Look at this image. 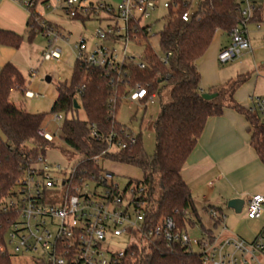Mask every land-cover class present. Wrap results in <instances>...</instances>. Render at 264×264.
<instances>
[{
    "label": "trees",
    "instance_id": "16d2710c",
    "mask_svg": "<svg viewBox=\"0 0 264 264\" xmlns=\"http://www.w3.org/2000/svg\"><path fill=\"white\" fill-rule=\"evenodd\" d=\"M191 2L168 0L164 26L156 34L161 56L156 55L148 44L150 26L140 28L132 23L130 36L139 37L136 43H143L144 47L140 60L143 69L128 62L117 71L92 68L77 59L70 85L57 87L51 114L62 117L59 140L78 157L74 164L77 177H84V172L99 176L101 169L94 162L96 157L100 162L137 169L141 173L137 182L147 189L154 222L169 218L181 232L188 233V228L198 227L203 235L212 237L214 234L203 226L190 189L182 179V168L207 121L220 116L225 109H232L245 117L251 133L250 146L264 164V120L258 112L242 108L233 99L247 76L228 80L206 93L200 88L197 61L217 33L231 38L242 20L239 4L236 0H196L191 9ZM27 10V32L28 39H31L36 30L40 31V24L34 7ZM116 10L117 7L105 3L89 4L71 20L84 24L93 18L98 19L100 13H105L108 21L115 20ZM187 12L190 13L189 19L183 21L182 15ZM261 13V0H256V11L250 23L259 22ZM21 42L22 37L0 30V44L18 48ZM24 88L22 76L13 65L7 64L0 70V198L11 191L27 159H34L54 146V141L47 142L37 135L43 127L45 115L27 113L10 103V93ZM137 88L147 92L140 104H146L151 95L160 97L164 91L169 94L168 102L160 104L159 115L152 125V155L146 154L141 134L133 135L115 118L120 102ZM203 94H215L216 97L207 101L202 98ZM74 101L83 110L84 121L74 117L77 111ZM128 137H133L134 143ZM110 138L116 146L125 145V148L108 151ZM203 212L211 220L213 229L222 225L224 217L218 208H204ZM5 224L6 217L0 214V245L4 242ZM0 264L12 263L9 257L0 253ZM124 264L202 263L199 254L192 253L187 247L173 244L167 248L162 241H157L146 247H132Z\"/></svg>",
    "mask_w": 264,
    "mask_h": 264
},
{
    "label": "built area",
    "instance_id": "2783aa9c",
    "mask_svg": "<svg viewBox=\"0 0 264 264\" xmlns=\"http://www.w3.org/2000/svg\"><path fill=\"white\" fill-rule=\"evenodd\" d=\"M18 1L26 9L51 2ZM236 1L242 20L233 31L229 45L217 55L221 65L251 51L246 28L256 11V0ZM55 2L64 5L63 10L70 19L81 8L87 7L80 0ZM157 5L158 0H123L117 6L116 19L109 20L105 28L95 30L92 51H87L83 39L75 45L77 59L92 68L117 71L124 62H128L143 69L144 65L135 62L127 53L129 43L137 40L134 34L130 36L131 26L135 23L141 28L140 20H148ZM162 7L166 9L168 1ZM189 16V12L184 13L182 20L187 21ZM256 28L260 27L257 25ZM40 31L46 37L54 35L52 26L44 21L40 24ZM57 38L55 34L48 50L43 53L44 60H60L61 51L53 47ZM26 95L32 97L31 93ZM146 97V90L137 88L128 99L139 102ZM154 98L149 96L147 102ZM252 101L253 107L248 110L258 112L264 120V100L254 97ZM54 116L55 123L62 120L61 115ZM37 135L47 142L54 141L43 127ZM128 138L134 143L133 137ZM124 148L125 145L116 146L111 138L108 140V151ZM94 162L101 169L99 176L84 172V177H77L73 166L67 178H62L61 167L47 164L42 155L27 159L11 191L0 198V214L6 217L0 253L9 258L13 255L27 259L32 264H124L132 247H146L162 241L167 248L173 244L187 247L192 253L199 254L202 264H264V228L252 242L220 234L190 238L188 233L179 231L169 218L154 222L147 189L137 182L139 180L121 185L115 181L111 171L100 167L99 157ZM245 215L248 220L260 219L264 215V196L249 197ZM123 236L128 237V246L122 251L111 248L110 241ZM194 247L199 251L194 252Z\"/></svg>",
    "mask_w": 264,
    "mask_h": 264
},
{
    "label": "rangeland",
    "instance_id": "374dc122",
    "mask_svg": "<svg viewBox=\"0 0 264 264\" xmlns=\"http://www.w3.org/2000/svg\"><path fill=\"white\" fill-rule=\"evenodd\" d=\"M122 1L123 0H83L82 2L86 5L89 3H105L116 8ZM167 1L168 0H158L159 5H157L150 18L148 20L141 19L139 22L141 27L150 26L148 44L158 56H161L162 53L158 46L156 34L159 33L164 26L163 17L166 13V9L162 7V4ZM52 4H38L34 9V13L39 24L44 21L52 26L54 35L46 37L41 31L36 30L33 37L28 39L27 32L26 35L22 37V42L18 48L0 44V56L3 58H10L6 65H13L20 72L25 84L23 91L13 90L10 93V103L27 113L45 115L43 128L54 138V144L52 143L54 146L45 150L42 156L47 164L60 166L62 169L60 177L67 178L74 164L77 162L78 157L73 155V153L59 140L62 120L59 123L53 121L55 116L51 114V108L57 98L58 85H70L73 68L78 58L75 45L83 39L86 43L87 51H92L94 48L93 34L95 30L98 27L105 28L108 20H106L105 13H100L98 19L93 18V20L82 24L68 17L65 10H63L64 5L62 3L55 2V5ZM195 5L196 0H192L191 9L194 8ZM55 34L58 38L53 44V47L61 51V58L59 61H46L43 58V53L48 50ZM138 41L139 37H137L135 42L129 43L127 48L128 55L133 57L135 62H140L144 51L143 43L137 44L136 42ZM116 48L119 50L120 46L117 45ZM261 57H264V47H262V53L261 56L258 57V60ZM232 65L233 63H228L224 66H220V69H226ZM2 68L3 67L0 66V70ZM27 92L31 93L32 97H28L26 95ZM168 100L169 94L167 91H164L160 97H155L152 102L148 101L146 104L144 102L142 103L143 105L137 101H131L126 98L120 102L117 109L115 115L117 122L125 126L133 135L137 136L141 134L142 145L147 155H152L154 150L153 122L159 115L160 104H165ZM68 117H71V115H68ZM74 117L80 121L85 120V114L82 109H78L76 113H74ZM100 167L111 171L114 174L115 181L121 185H125L132 180L141 179L140 171L131 167L111 164L109 162L104 163L103 161L100 162ZM217 208L224 217L222 225L217 229H213L208 216L199 208H196L202 224L206 229L211 230L214 235H218L225 227V232L229 234L233 232L237 233V230H241L244 233L242 236L243 239L247 241H251L254 238L255 231L252 229L251 220L246 218L245 211L236 214L233 210L226 208V206ZM262 217H264V215H262ZM187 232L190 238L200 239L203 235L198 227L188 228ZM128 242V237L123 236L121 238L112 239L110 241V246L113 249L122 251L128 246ZM193 251L198 252L199 249L194 247ZM10 260L12 264H32L27 259H18L13 255H11Z\"/></svg>",
    "mask_w": 264,
    "mask_h": 264
},
{
    "label": "crops",
    "instance_id": "0c3cea01",
    "mask_svg": "<svg viewBox=\"0 0 264 264\" xmlns=\"http://www.w3.org/2000/svg\"><path fill=\"white\" fill-rule=\"evenodd\" d=\"M49 1L54 5L55 0ZM261 6L259 22H251L246 28L250 52H244L239 59L230 62L233 63L231 67L220 69V66L226 64L221 65L217 55L229 45L230 39L217 33L208 50L197 61L203 93L238 76H247L246 82L234 93V101L242 108L250 109L254 97L264 100V57L258 60L264 47V0H261ZM28 18V10L18 0H0V30L24 37L28 31ZM9 59L0 56V66L4 67ZM250 136L245 117L232 109H225L220 116L207 121L181 172L195 208L203 212L204 208L226 206L228 201L239 199L244 201L242 212L246 211L249 197L264 196V164L250 146ZM251 226L255 231L251 241L243 239L244 233L241 230L231 235L225 232L224 227L219 234L252 242L264 228V217L251 220Z\"/></svg>",
    "mask_w": 264,
    "mask_h": 264
},
{
    "label": "water",
    "instance_id": "95a60500",
    "mask_svg": "<svg viewBox=\"0 0 264 264\" xmlns=\"http://www.w3.org/2000/svg\"><path fill=\"white\" fill-rule=\"evenodd\" d=\"M216 97V95H209V94H203L202 98L204 100H212ZM74 103V108L75 109H79V106L77 105L76 101L73 102ZM244 201L239 200V199H234V200H230L226 203V208L233 210L236 214H239L242 210Z\"/></svg>",
    "mask_w": 264,
    "mask_h": 264
}]
</instances>
